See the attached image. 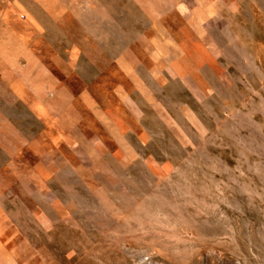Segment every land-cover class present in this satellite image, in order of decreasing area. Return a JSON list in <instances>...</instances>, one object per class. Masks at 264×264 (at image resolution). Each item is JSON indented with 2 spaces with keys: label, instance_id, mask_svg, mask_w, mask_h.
<instances>
[{
  "label": "rangeland",
  "instance_id": "374dc122",
  "mask_svg": "<svg viewBox=\"0 0 264 264\" xmlns=\"http://www.w3.org/2000/svg\"><path fill=\"white\" fill-rule=\"evenodd\" d=\"M0 22L37 53L46 34L51 66L85 50L97 75L128 49L152 67L209 47L144 90L112 66L145 127L134 152L83 156L49 198L3 179L0 264H264V0H0Z\"/></svg>",
  "mask_w": 264,
  "mask_h": 264
},
{
  "label": "crops",
  "instance_id": "0c3cea01",
  "mask_svg": "<svg viewBox=\"0 0 264 264\" xmlns=\"http://www.w3.org/2000/svg\"><path fill=\"white\" fill-rule=\"evenodd\" d=\"M7 31L0 22V230L2 219L13 215L3 206L5 177L34 185L45 198L52 185L82 166L83 156L97 163L99 149L112 154V147L134 152L129 138L140 139L145 127L133 109V95L119 85L115 87L112 66L116 65L133 89L144 90L148 85L142 72L162 73V62L170 72H199L193 66L204 64L206 51L209 56V47L203 42L196 53L178 52L179 45L175 55L161 51L149 54L153 66L147 67L144 53L138 54L134 63H127L128 49L97 75V59L83 49L67 54L68 61L75 63L73 69L55 60L51 66L45 59L52 53L46 34H41V52L37 53L33 44L23 46ZM178 60H186L191 68L176 67ZM83 61H89V70ZM88 71L96 74L94 78L86 79Z\"/></svg>",
  "mask_w": 264,
  "mask_h": 264
},
{
  "label": "bare ground",
  "instance_id": "6f19581e",
  "mask_svg": "<svg viewBox=\"0 0 264 264\" xmlns=\"http://www.w3.org/2000/svg\"><path fill=\"white\" fill-rule=\"evenodd\" d=\"M4 259V258H3Z\"/></svg>",
  "mask_w": 264,
  "mask_h": 264
}]
</instances>
